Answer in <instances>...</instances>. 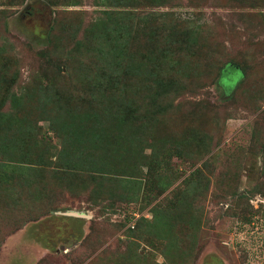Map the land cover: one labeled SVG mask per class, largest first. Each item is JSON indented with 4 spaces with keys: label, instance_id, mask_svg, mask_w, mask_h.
Listing matches in <instances>:
<instances>
[{
    "label": "rangeland",
    "instance_id": "1",
    "mask_svg": "<svg viewBox=\"0 0 264 264\" xmlns=\"http://www.w3.org/2000/svg\"><path fill=\"white\" fill-rule=\"evenodd\" d=\"M0 264H264V0H0Z\"/></svg>",
    "mask_w": 264,
    "mask_h": 264
},
{
    "label": "water",
    "instance_id": "2",
    "mask_svg": "<svg viewBox=\"0 0 264 264\" xmlns=\"http://www.w3.org/2000/svg\"><path fill=\"white\" fill-rule=\"evenodd\" d=\"M66 216H72V217H77V218H80V217H83L82 214H78L76 212H68L65 214Z\"/></svg>",
    "mask_w": 264,
    "mask_h": 264
},
{
    "label": "trees",
    "instance_id": "3",
    "mask_svg": "<svg viewBox=\"0 0 264 264\" xmlns=\"http://www.w3.org/2000/svg\"><path fill=\"white\" fill-rule=\"evenodd\" d=\"M228 66H229V65H228ZM228 66H227V67H228ZM229 67H230V66H229ZM227 70H230V69H227ZM231 70H232V69H231ZM233 71H234V70H233ZM222 73H223V72H222ZM224 75H225V74H224Z\"/></svg>",
    "mask_w": 264,
    "mask_h": 264
}]
</instances>
